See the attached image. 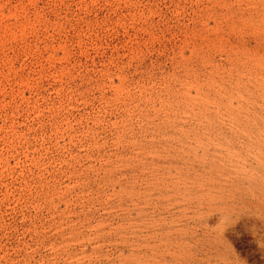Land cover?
Instances as JSON below:
<instances>
[{
	"label": "rangeland",
	"instance_id": "1",
	"mask_svg": "<svg viewBox=\"0 0 264 264\" xmlns=\"http://www.w3.org/2000/svg\"><path fill=\"white\" fill-rule=\"evenodd\" d=\"M0 264H264V0H0Z\"/></svg>",
	"mask_w": 264,
	"mask_h": 264
}]
</instances>
